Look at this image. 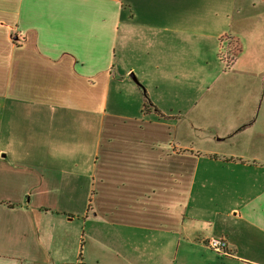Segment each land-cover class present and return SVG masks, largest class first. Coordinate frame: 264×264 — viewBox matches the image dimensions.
I'll return each instance as SVG.
<instances>
[{
	"label": "crops",
	"instance_id": "1",
	"mask_svg": "<svg viewBox=\"0 0 264 264\" xmlns=\"http://www.w3.org/2000/svg\"><path fill=\"white\" fill-rule=\"evenodd\" d=\"M232 29L196 142L146 85ZM189 256L264 264V0H0V264Z\"/></svg>",
	"mask_w": 264,
	"mask_h": 264
},
{
	"label": "rangeland",
	"instance_id": "2",
	"mask_svg": "<svg viewBox=\"0 0 264 264\" xmlns=\"http://www.w3.org/2000/svg\"><path fill=\"white\" fill-rule=\"evenodd\" d=\"M241 12L242 10L238 14ZM233 31L232 29L228 35L222 37L219 49L212 43L190 42L192 52L188 62L162 63L160 68L151 73V83L149 81L146 85L152 97L150 100L157 110L165 112L157 119L167 123H178L182 133L185 132L181 127L195 129V140L198 134L204 133L201 130L207 129L210 125H217L218 100L214 99L211 103L209 101L212 95L219 92L216 76L224 68H229V66L226 68L231 62L228 58L236 55V52H233V39L236 38ZM145 92L144 97L147 98L149 94L146 90ZM209 108H213V114L205 113ZM157 110L154 109V112L158 113ZM194 261L196 264L199 263L189 256L186 264H194Z\"/></svg>",
	"mask_w": 264,
	"mask_h": 264
},
{
	"label": "built area",
	"instance_id": "3",
	"mask_svg": "<svg viewBox=\"0 0 264 264\" xmlns=\"http://www.w3.org/2000/svg\"><path fill=\"white\" fill-rule=\"evenodd\" d=\"M207 246L214 252L222 255H228L227 244L224 239L220 238H211L207 241ZM76 264H81L77 262Z\"/></svg>",
	"mask_w": 264,
	"mask_h": 264
},
{
	"label": "trees",
	"instance_id": "4",
	"mask_svg": "<svg viewBox=\"0 0 264 264\" xmlns=\"http://www.w3.org/2000/svg\"><path fill=\"white\" fill-rule=\"evenodd\" d=\"M228 60H231V61H232V60H233V56L229 57V58H228ZM229 65H230V63H228V66H229ZM145 101H146V102H145L146 104H145V106H144V107H146V108H147V105H149V104H150V101H149L147 98H146V100H145Z\"/></svg>",
	"mask_w": 264,
	"mask_h": 264
}]
</instances>
